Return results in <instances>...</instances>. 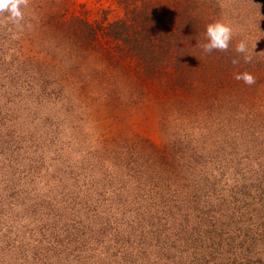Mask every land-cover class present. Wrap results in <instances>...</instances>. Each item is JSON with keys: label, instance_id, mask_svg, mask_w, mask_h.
Returning <instances> with one entry per match:
<instances>
[{"label": "rangeland", "instance_id": "rangeland-1", "mask_svg": "<svg viewBox=\"0 0 264 264\" xmlns=\"http://www.w3.org/2000/svg\"><path fill=\"white\" fill-rule=\"evenodd\" d=\"M50 1L0 12V264H264V85L255 107L197 98L162 125L147 104L145 126L46 24L109 2ZM219 1L264 54V0Z\"/></svg>", "mask_w": 264, "mask_h": 264}, {"label": "trees", "instance_id": "trees-1", "mask_svg": "<svg viewBox=\"0 0 264 264\" xmlns=\"http://www.w3.org/2000/svg\"><path fill=\"white\" fill-rule=\"evenodd\" d=\"M106 1L107 7H97L101 14L98 19L92 18L87 6L76 9L73 5L70 11L56 3L57 11L50 17L54 20L46 24L61 35L67 53L93 57L94 72L103 76L102 83L108 87L105 96L113 92L125 106L130 103L143 109L141 124L151 122L146 105L152 103L157 125L163 124L157 118L163 111L171 112L182 102L191 105L203 98L218 101L220 94L229 96L240 91L251 97L241 101L242 105H257L260 95L254 96L250 90L256 93L259 83L264 85L263 52L247 47L246 53H238V35L231 39L227 51L204 49L209 43L208 26L223 23L217 13H212V5L216 8L219 0ZM112 10L118 12L117 17L111 18ZM245 55L251 62H245ZM244 72L251 73L256 83L247 85L235 79L236 74ZM218 73L223 76L217 77ZM115 76L120 77L119 83ZM167 103L169 108L165 110Z\"/></svg>", "mask_w": 264, "mask_h": 264}, {"label": "clouds", "instance_id": "clouds-1", "mask_svg": "<svg viewBox=\"0 0 264 264\" xmlns=\"http://www.w3.org/2000/svg\"><path fill=\"white\" fill-rule=\"evenodd\" d=\"M27 3L28 0H0V12L7 10L10 12L11 18L18 21L23 18L20 6L27 5ZM232 35L233 32L229 25L224 23L210 24L207 28L209 43L204 45L205 51L211 52L214 49L227 51ZM247 50V44L244 41L239 42L236 46L238 53H246ZM245 62H251V57L245 55ZM233 63L235 64L237 61L234 60ZM235 79L242 80L247 85L256 83V78L248 72L236 74Z\"/></svg>", "mask_w": 264, "mask_h": 264}]
</instances>
